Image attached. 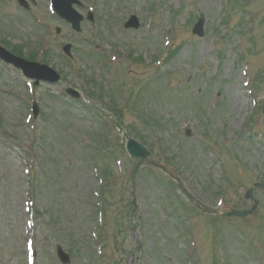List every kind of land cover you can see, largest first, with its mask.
<instances>
[{"label":"rangeland","instance_id":"374dc122","mask_svg":"<svg viewBox=\"0 0 264 264\" xmlns=\"http://www.w3.org/2000/svg\"><path fill=\"white\" fill-rule=\"evenodd\" d=\"M35 1L0 0V44L61 82L32 90L0 63V264H27L29 238L36 264H60L58 244L71 264H264V190L253 216L216 217L264 183V0H80L81 34Z\"/></svg>","mask_w":264,"mask_h":264},{"label":"water","instance_id":"95a60500","mask_svg":"<svg viewBox=\"0 0 264 264\" xmlns=\"http://www.w3.org/2000/svg\"><path fill=\"white\" fill-rule=\"evenodd\" d=\"M53 2H54L55 10L59 14V16H61L63 19L71 23L73 25V28L79 32L80 23L83 20V18L77 12L73 10V4H75L76 1L75 0H53ZM133 22H135V18H133L128 23L127 26L130 27L131 25H133ZM202 25H203L202 22L198 24L195 27L194 33L203 35ZM69 49L70 48L67 49L68 53H69ZM0 57L7 62L13 63L17 67L22 68L28 77L36 78V79H43V80L50 81V82H56L58 80V78L53 76L54 74H52L50 69H48L47 67L30 64V63L25 62L22 59L15 58L11 56L9 53H7L5 50H3L1 47H0ZM128 151L133 157H139L143 161H145L147 164L151 163L149 151L146 148L142 147L138 142L129 141ZM251 194L252 192L250 191L247 197L248 198L251 197ZM257 204L258 203L255 202L253 209L250 211L235 212L232 215H237L241 217H245L248 214L251 215L256 209ZM58 252H59V256L61 260L64 263L70 262L69 257L64 255L60 248L58 249Z\"/></svg>","mask_w":264,"mask_h":264}]
</instances>
